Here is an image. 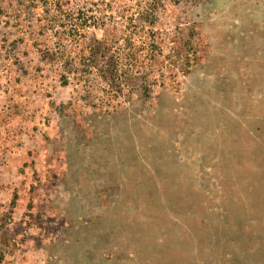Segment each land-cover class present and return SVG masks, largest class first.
<instances>
[{"label": "rangeland", "instance_id": "obj_1", "mask_svg": "<svg viewBox=\"0 0 264 264\" xmlns=\"http://www.w3.org/2000/svg\"><path fill=\"white\" fill-rule=\"evenodd\" d=\"M155 1L146 94L58 73L44 0H0V264H264V0ZM144 2H63L105 24L61 43Z\"/></svg>", "mask_w": 264, "mask_h": 264}, {"label": "trees", "instance_id": "obj_2", "mask_svg": "<svg viewBox=\"0 0 264 264\" xmlns=\"http://www.w3.org/2000/svg\"><path fill=\"white\" fill-rule=\"evenodd\" d=\"M26 1L31 3L32 7L35 8L39 0ZM44 2L43 15H40L39 19H37V25L39 30L42 31L51 28L53 34L56 35V42H58L59 45H56V50L51 53L52 56L50 58L52 59L50 64L54 66V69L58 73L72 72V74L78 75L76 78L78 83H80V79L83 78L82 74H79V72L90 73L92 69L98 66L96 57L103 56L106 59L104 63L106 67L104 70H100L108 76V78L103 80L111 90L120 88V85H122L121 87L127 86L128 82H133L131 81L132 79H137L140 81L141 90L147 94V92L150 91V86L157 82V80H153L149 84L146 82L147 77L152 73L151 66L156 52L158 53V51H160L159 49L156 51L158 46L153 40L156 33L151 28L155 21V9L157 7V2L155 0H145L142 5L136 3L133 8L128 5L118 10V16L124 19L123 28L120 30L119 34L123 41L122 45L113 46L108 43L109 39L106 37V34H113V31L101 27L104 31L103 37L100 40H96V42L94 41L87 47H84L80 43L77 45H74V43L71 44V42L78 41L77 38L73 37L67 41L69 44H63L61 42L64 37H67L69 34H75L76 37H81L83 35L81 31H84L86 26L91 24L93 26H104L105 19H103L102 15L100 17L89 15L84 18L82 17L81 20L78 17L81 13H78L75 17L62 6L63 2L69 5L70 0H44ZM109 5L111 6L112 4L109 3ZM131 8L133 11L129 13ZM58 23L59 25H69L63 27V29H58L54 27ZM145 26L148 27L144 31ZM140 32H144L146 36L140 39V43L136 45L133 36ZM145 46L148 50L147 55L149 56L146 64L139 59V51L146 49ZM171 52H174L173 49ZM173 56L174 55H170V58ZM174 61H172V63ZM168 63L167 65L170 68V65H172L171 61L169 60ZM60 79L63 82H67L68 80L64 75Z\"/></svg>", "mask_w": 264, "mask_h": 264}]
</instances>
